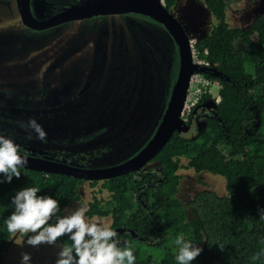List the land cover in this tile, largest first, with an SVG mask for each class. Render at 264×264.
I'll use <instances>...</instances> for the list:
<instances>
[{"label":"rangeland","instance_id":"obj_1","mask_svg":"<svg viewBox=\"0 0 264 264\" xmlns=\"http://www.w3.org/2000/svg\"><path fill=\"white\" fill-rule=\"evenodd\" d=\"M170 10L186 28L195 48L218 24L205 0H177ZM227 10L231 26L248 28L264 12V0H231ZM174 39L163 24L139 13L99 15L35 30L22 22L16 0H0V110L17 114L22 108L26 119L31 118L26 113L32 112L33 106L52 111L54 120L49 118L46 123L40 118L38 122L48 137L56 140L57 135L58 143L104 129L92 139L94 143L86 139L77 147H86V151L96 146L110 150L93 166L124 162L150 140L168 104L180 63ZM236 46L238 50L247 48L242 39L236 41ZM202 78L195 76L190 86L184 120L199 96L196 89ZM209 91L212 98L205 104L211 113L219 101L218 84L213 83ZM198 121V130L185 129L188 137H195L204 127L206 119L199 116ZM65 129L82 133L63 136ZM95 141L104 144L97 145ZM156 166L154 162L147 168ZM180 174L177 195L184 203L203 188L221 195L227 193L226 178L220 174L186 167ZM80 193L82 200L67 205L64 215L81 203L88 207L94 195L106 199L109 196L106 190L100 192V183L85 182ZM93 217L111 225L110 216ZM26 239L19 235L11 238L4 264H20L22 252L30 253L31 264H55L57 247L31 248L23 244ZM159 253L157 250L156 258Z\"/></svg>","mask_w":264,"mask_h":264},{"label":"trees","instance_id":"obj_2","mask_svg":"<svg viewBox=\"0 0 264 264\" xmlns=\"http://www.w3.org/2000/svg\"><path fill=\"white\" fill-rule=\"evenodd\" d=\"M176 1L164 0L169 9ZM230 1L205 0L218 24L196 44L197 56L218 71L200 74L218 84L220 100L204 127L195 137L175 131L150 162L161 173L147 168L148 163L141 170L90 181L100 183V192L106 190L109 196L94 195L86 215L110 216L119 246L132 249L135 264H178L175 240L180 235L203 249L191 264H264V219L260 218L264 209V12L248 28L231 26ZM238 39L246 49L238 50ZM211 98L207 90L200 102ZM183 167L224 176L227 193L203 188L184 203L177 195ZM84 181L22 168L19 178L0 183V264L12 238L6 220L14 211L12 198L19 190L38 187L39 194L59 201L57 216H64L67 205L82 200ZM55 222L53 217L50 223ZM58 242L71 245L66 236Z\"/></svg>","mask_w":264,"mask_h":264},{"label":"clouds","instance_id":"obj_3","mask_svg":"<svg viewBox=\"0 0 264 264\" xmlns=\"http://www.w3.org/2000/svg\"><path fill=\"white\" fill-rule=\"evenodd\" d=\"M25 131L26 139L33 136L41 142H47V133L35 119L18 122ZM34 134V135H33ZM28 152L21 154L20 146L13 139L0 135V183L11 182L13 177L21 176V169L29 163ZM38 187H25L12 198L14 211L7 217V232L12 236H27L23 241L31 248L42 245L57 247L55 264H135L136 257L129 247H120L117 232L98 217H87L88 207L81 203L74 211L57 216L59 201L51 195L39 194ZM56 217L55 223H50ZM264 219V209L260 210ZM68 237L71 245L58 244L62 237ZM20 243V241H15ZM178 264H191L203 249L183 235L176 238ZM219 244L221 250L224 245ZM20 264H31V255L22 252Z\"/></svg>","mask_w":264,"mask_h":264},{"label":"water","instance_id":"obj_4","mask_svg":"<svg viewBox=\"0 0 264 264\" xmlns=\"http://www.w3.org/2000/svg\"><path fill=\"white\" fill-rule=\"evenodd\" d=\"M17 10L22 22L35 30H44L62 23L80 20L99 15H115L139 13L162 23L175 38L179 55V71L172 87L170 99L161 121L150 140L139 152L124 162L104 167H78L44 157L48 153L39 148H29L39 153L30 154L29 163L25 168L44 173H59L84 180H106L115 176L143 169L163 149L175 131L188 129L187 122L182 118L186 105L192 76L196 73L212 72L211 67L194 61V45L191 36L182 22L167 8L164 0H96L94 2L71 7L51 17L41 19L31 11L30 0H16ZM21 154H23L21 152Z\"/></svg>","mask_w":264,"mask_h":264},{"label":"flooded vegetation","instance_id":"obj_5","mask_svg":"<svg viewBox=\"0 0 264 264\" xmlns=\"http://www.w3.org/2000/svg\"><path fill=\"white\" fill-rule=\"evenodd\" d=\"M96 0H30V7L32 13L34 15L40 17L41 19H45L47 17H51L53 15H56L62 11H65L71 7H77L80 5H85L91 2H94ZM41 11L42 14H38V11ZM75 21V20H73ZM70 22V21H69ZM162 24V23H161ZM175 40V39H174ZM176 42V41H175ZM206 92H201V95H199L196 99V101L192 105V111L188 114V116L185 118V121L187 122L188 129L193 130H198L199 128V121L198 117L203 116L205 119L212 114V112H208L207 110V104L200 102L201 97L203 94ZM171 95V94H170ZM35 96V95H33ZM40 96H44L41 95ZM38 97H34V99H37ZM170 99V98H169ZM19 113L13 114L10 113V111H6L5 108L0 110V135H5L7 137H10L11 139L14 140L15 143H17L20 146V151L23 152H28L29 154H33L35 156H39L40 154L37 153L34 150H29V148H39L44 150L45 152H48L44 154V157H48L50 159H54L57 161L65 162L67 164L73 165V166H78V167H85V168H91V167H97L93 166L92 163L98 162L100 158L105 157V153L107 154L109 149H105L104 147H90L88 151H86L84 148L77 147V143H86L87 141L92 139L95 140L97 136L100 135V132H105L104 129H100L98 131L95 130L92 134L88 135L87 137H81L80 135L75 138V137H69L66 136V140H61L59 143L57 142V135L54 137L56 140L50 138L47 136V142H41L40 140L36 139L35 136L31 140L26 139V133L23 129H21L18 126V122H20L19 118H22L21 121H27L29 118H25L24 116V111H22V108H18ZM4 113V114H3ZM13 114V115H12ZM29 115L31 118H35L37 121L40 120V118H44L46 123L49 122V118L54 120L52 117L55 115L52 111L48 109H38L36 107H32V112H27L26 115ZM15 115V116H14ZM12 117L15 118V120L12 119ZM107 129V128H105ZM54 132V131H52ZM81 134L82 132H77V133H72L65 129L62 132V135H77ZM34 135V134H33ZM122 138H120V141ZM56 141V142H54ZM113 142V141H111ZM94 143V142H93ZM92 143V144H93ZM95 144H97V141H95ZM104 143H100L97 145H101ZM141 150V149H140ZM139 150V151H140ZM138 151V152H139ZM99 155L100 157L98 158ZM135 155V154H134ZM132 157V156H131ZM98 158V159H97ZM126 161V160H125ZM151 162V161H150ZM149 162V164H150ZM121 163V162H120ZM119 164V163H118ZM151 167H149L150 169ZM155 172H160L161 173V168L159 166L154 167ZM84 180V179H83ZM102 181V180H100ZM85 182H89V180H85ZM83 183V184H84Z\"/></svg>","mask_w":264,"mask_h":264},{"label":"built area","instance_id":"obj_6","mask_svg":"<svg viewBox=\"0 0 264 264\" xmlns=\"http://www.w3.org/2000/svg\"><path fill=\"white\" fill-rule=\"evenodd\" d=\"M195 48V47H194ZM194 61L196 62V63H199V64H201V65H206V66H209V62H207L206 60H204V59H200V58H198V56H197V50H196V48L194 49ZM195 76H202L200 73H196L195 75H193L192 76V80H191V84L193 83V81H194V77ZM203 77V76H202ZM213 83H211L209 80H207L206 78H202L199 82H198V85H197V88L198 89H196V92H198L197 93V96L198 95H200L201 94V92L202 91H204V92H206L207 90L209 91L210 90V88H211V85H212ZM210 92V91H209ZM187 99H188V97H187ZM218 100H220V97H218ZM196 101V100H195ZM194 103V102H193ZM186 104H187V100H186ZM185 107H186V105H185ZM184 110H185V108H184ZM183 114H184V111H183Z\"/></svg>","mask_w":264,"mask_h":264}]
</instances>
